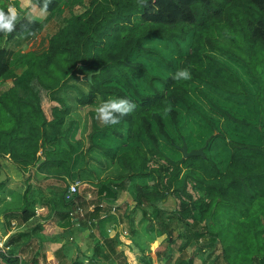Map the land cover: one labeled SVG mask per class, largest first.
Returning <instances> with one entry per match:
<instances>
[{"label":"trees","instance_id":"1","mask_svg":"<svg viewBox=\"0 0 264 264\" xmlns=\"http://www.w3.org/2000/svg\"><path fill=\"white\" fill-rule=\"evenodd\" d=\"M29 2L26 10H16L14 30L7 35L0 32V85L4 86L0 93V161L11 162L25 174L50 166L72 172L79 162L70 141L75 127L74 121L69 122L73 111L100 106L113 98H127L137 105L115 126L99 127L97 114H92L90 151L98 135L111 140L113 147L130 145L118 157L112 146L100 148L128 171L94 185L100 204L90 208L79 192L69 198L70 186L64 178H48L66 184L53 208L59 230L72 236L76 230L89 228L104 236L112 249L117 243L128 245L131 251L133 246L141 248V255H133L134 262L128 264H195L185 251L193 242L198 247L202 243L203 250L210 249L214 256L211 264H264V0H147L143 7L138 0H80L77 3L84 10L73 13L49 36L47 52L26 55L22 63L13 66L10 43L26 44L44 27L38 20H28L25 13L41 9L53 15L61 3L50 0L45 9V0ZM8 8L0 7L6 14ZM216 54L243 63L252 82L259 84L255 95ZM154 57L167 72L147 61ZM181 69H188L193 81L246 101L237 104L240 111L234 108L235 113H241L238 118L219 109L229 124H235L229 127L230 133L241 132L250 138L229 142L231 156L225 169L206 153L219 131L217 126L192 103L189 79H173ZM92 73V82L81 80ZM20 89L28 90L29 96H22ZM185 114L203 119V130L211 132L205 157L175 159L182 152L169 124L181 134V140L190 139L182 131ZM253 131L256 139H252ZM161 138L172 148L170 152L163 148ZM83 159L84 166L74 170L76 179L88 167L89 156ZM5 183L0 182V191ZM127 184L135 185V201L143 212L147 235L155 232L154 218L164 224L163 229H157L159 250L154 256L145 255L142 246L132 241L137 229L129 213L118 214L119 225L114 224L115 210L109 203L117 201ZM31 190L25 194L19 221L37 232L42 223ZM169 198L175 203L170 211L164 208V200ZM165 214L179 226L177 236ZM9 216L20 218L18 212ZM120 224L123 227L117 232ZM188 226L194 232L181 230ZM111 228L116 239L108 237ZM40 242L24 232L14 235L7 242L10 249H0V264H40ZM72 247L74 244L68 243L57 250L60 264H81ZM175 251L180 253L178 263L172 262ZM88 264L98 263L90 259Z\"/></svg>","mask_w":264,"mask_h":264},{"label":"rangeland","instance_id":"2","mask_svg":"<svg viewBox=\"0 0 264 264\" xmlns=\"http://www.w3.org/2000/svg\"><path fill=\"white\" fill-rule=\"evenodd\" d=\"M25 1L26 3L30 4L28 0ZM5 2L6 1L4 0H0V7L3 6ZM60 2V6L54 11L53 15H48V13H46L44 10H42L41 12V9H35L36 11L34 12L29 11L25 13V16L28 20H38L43 23L44 26V35L42 37L40 46H38L34 51L40 52L43 49H47L46 38L55 33L58 28L64 23L65 19L70 18L73 13H80L84 10V7H81L79 3H77L80 2V0H60ZM32 41L20 45L16 44L15 42L10 43V48L11 50H13L11 56L13 66L22 63L21 60L26 55H34L30 52L33 51L30 45L33 44ZM34 47H36V44H34ZM216 55L218 56L219 61L225 66L227 70L234 72L239 77V82L243 86H245V88H249L252 93L256 91L255 86L259 84L257 83L255 85L252 82V79L248 75V71L243 63L228 56H220L218 54ZM147 61L150 64L158 67L163 72L168 71V68L162 66L160 61L155 57L154 59L149 58L147 59ZM189 81L191 85L189 97L192 103L205 118L214 122L219 130L218 132L214 133L216 138L212 142L210 141L211 144L209 142L210 148L206 153L212 160H214L218 164L221 169H225V166L229 162L231 156V151L229 150V142L235 141L238 138V140L248 141L250 138L248 135H241V132L239 134L230 133L229 127H235V124H229L226 117L223 116L219 109L228 110L238 118L240 117V112L235 113L234 108L236 107V109L240 111V106L237 104H244L246 101L243 97L231 95L229 96L225 90H215L208 85L193 81L191 78L189 79ZM80 86L83 90H88L84 84H80ZM2 87L4 88V86L0 85V93L2 91ZM199 90H201L202 93H200ZM20 94L25 97L29 96L28 90L20 89ZM255 94L256 92L254 93V95ZM253 103H255L257 106V102L253 101ZM98 107L99 106H82V108L77 107L69 118V122L74 121L75 124L72 134L70 135V141L77 149L75 158L79 160L76 167L72 169V172H70V170L67 168H56L50 166L44 171L34 170L32 171V173L25 174L24 172L17 170V168L11 162L5 159H2L0 161V182L6 181L5 189L0 191V216H4L5 218L6 213L14 211L16 212V214L14 215H17V212L19 214L20 218L18 220H22L20 215L21 213H19V211L22 210V208L25 206V194L28 191V188L31 187V199L35 201L34 205L36 206V215L40 222H45L44 224H42V227L45 230H49L52 232L54 231V227L52 224H55L56 221V219H53L56 214V211L53 208L54 205L59 203L58 199L60 192L66 190V184L63 182L52 183L50 181H46L48 178H64L69 186L78 182L79 193L84 197L86 202L89 203L90 208H93L95 205L101 203V201L97 197V190L94 187L95 184L111 178L116 179L120 176L128 174V171L123 167L122 163L118 159L112 161L108 156L105 155V153L100 150L101 147L109 148L107 147L108 145L113 147V144H111V140L105 139L98 135L97 139L95 138V147L91 151L89 150L91 146L90 136L93 131L92 114H97L96 109ZM246 110L249 111L250 109L247 108ZM249 118L251 117L247 116V119ZM97 123L99 127H103V124L98 120ZM205 126V122L200 117L195 116L194 114H185L182 124V131L185 135H189L190 139L185 140L188 145L189 151L198 150L206 146L207 141L210 139H207V137L211 134V132H205L203 130ZM169 127L171 136L175 139L177 146L181 148L183 146L184 139L181 140V134L178 133L173 126H170L169 124ZM256 138V131H253L252 139ZM161 139L165 151L167 150V152H170L172 148H170L168 142L164 138ZM104 140H107V144L104 143V145H101L97 143H101ZM209 144L206 146V149L208 148ZM144 145L147 146L148 144L144 142ZM129 147L130 145L127 146L126 143H123L121 146L113 147V149L116 151V156L118 157ZM85 156H89L90 158L88 161V167L81 170V179H76L74 170L81 169L84 166L83 158ZM182 156L183 155L181 153H177L175 159L179 160L182 158ZM136 196L137 191L135 185L127 184L122 186V190L119 193L117 201L109 203L114 206L113 211H115L113 215H115L114 222L116 224L119 223L118 214L129 213L131 217L134 218V225L136 224L139 227L141 226L144 215L141 211V207L139 208L137 206V203L135 201ZM164 208L169 211L174 209L175 203L173 199H165ZM148 211L149 213H152V216L154 215L151 209L148 208ZM165 216L168 224L171 226L170 230L174 232L175 236H177V233H179V226L174 223V220L171 219L169 215L165 214ZM151 218L153 219V217ZM1 220L2 219H0V236L3 241L2 244H5V241L7 242L9 240L10 236L7 237V233L9 230H12V232L25 231L29 227L24 221H21L20 223L18 222L15 225H11L9 221H4L6 224L8 223V227L2 228V225L4 223L1 222ZM38 222L39 221L36 220V223ZM152 224L154 225L155 229L164 228V224L160 220V218H154L152 220ZM181 230L183 232H186V230L194 232V229L191 226L184 228L182 227ZM90 231L91 230L89 228H85L84 233L88 234L90 233ZM190 232L189 235L192 236V233ZM110 234H113V231ZM153 248V250H155V246H153ZM202 248V243L198 247V245L193 242L192 245L185 250L187 253V257H192L195 264H211L214 256L210 254V249L203 250ZM138 249L141 250V248ZM180 260V253L178 251H175L172 262L178 263L180 262ZM160 264L166 263L164 262Z\"/></svg>","mask_w":264,"mask_h":264},{"label":"crops","instance_id":"3","mask_svg":"<svg viewBox=\"0 0 264 264\" xmlns=\"http://www.w3.org/2000/svg\"><path fill=\"white\" fill-rule=\"evenodd\" d=\"M6 1L3 6H12L15 10H19L22 8L23 10H26L28 8L29 3H26L25 0H4ZM29 1V0H28ZM19 2V4H18ZM25 8V9H24ZM29 12V11H27ZM26 12V13H27ZM34 12V11H32ZM43 31L41 33H37L36 36L31 40L33 44L31 45V49L34 51L38 46H40L42 37H43ZM47 40V49H43L40 52L36 51H30L34 55H41L49 50V37L46 38ZM34 44H36V47H34ZM81 179V178H80ZM46 181H49L46 180ZM15 214L14 211L6 213L5 218L4 216H0L1 222L4 224L2 225V228L8 227V223L6 224V221H9L11 225H15L16 223H20L19 220L14 219L12 216L9 215ZM4 218V219H3ZM5 221V222H4ZM44 224L45 222H41ZM54 227V231L45 230L43 227L38 230L37 232H33L29 230L30 228H27L25 231H18V232H12V230L8 231L7 237L12 238L14 235L19 233H27L31 235V238L34 240L41 239L42 242L38 244V248L40 251V257H39V263L40 264H60L59 260L56 258V252L58 249H60L63 245L68 243H73L74 247H72V254L74 258L78 260L81 264H88L90 259H94L95 262L98 264H128L130 262H134L131 259H134L135 257L133 255H141V250L138 249L136 246H133V249L131 251L130 247L126 244H116L113 249L110 247V245L106 242L105 237L101 236L98 232L90 231V233L85 234L84 230L76 231L72 236L71 235H65L62 233L61 230L58 228V224L55 222V224H52ZM115 225H117L115 223ZM119 225V224H118ZM121 225V224H120ZM123 225L119 226L118 231H120V228H122ZM137 229L136 237L132 239V241L138 243L142 246L144 249L145 255L147 256H154L156 251L159 250L158 246V233L157 229H155V232H151L149 235H147L145 231V223L143 222L141 226L135 225ZM109 239H116L117 234H108ZM128 237V236H125ZM123 238L124 240L126 238ZM152 237H154V240H152ZM126 241H128L126 239ZM2 239L0 236V244H2ZM8 242V241H7ZM7 242L5 241L4 248L10 249L7 247ZM153 246H155V250H153ZM2 251H5L4 249L0 248ZM31 249H29L30 251ZM129 256V258H128ZM164 263L163 261L158 262L157 264Z\"/></svg>","mask_w":264,"mask_h":264},{"label":"clouds","instance_id":"4","mask_svg":"<svg viewBox=\"0 0 264 264\" xmlns=\"http://www.w3.org/2000/svg\"><path fill=\"white\" fill-rule=\"evenodd\" d=\"M50 0H45L44 8L46 9ZM147 0H138L139 6H146ZM155 3V0H153ZM17 12L10 5L8 13L6 14L0 9V32L5 35L10 34L17 22ZM191 78L190 71L188 69H181L173 76L175 80H188ZM137 105L127 98H113L100 104L96 109V119L105 126H115L120 123V119L124 116L130 115Z\"/></svg>","mask_w":264,"mask_h":264},{"label":"water","instance_id":"5","mask_svg":"<svg viewBox=\"0 0 264 264\" xmlns=\"http://www.w3.org/2000/svg\"><path fill=\"white\" fill-rule=\"evenodd\" d=\"M98 73H100V70L98 71ZM95 75V73H92V74H89L88 76H82V81H88V82H92V79H93V76ZM211 139H209L207 141V144L206 146L209 144ZM205 147L201 148V149H198V150H192V151H189L188 149V145L184 139L183 141V146L180 148L184 158H189V157H205Z\"/></svg>","mask_w":264,"mask_h":264},{"label":"built area","instance_id":"6","mask_svg":"<svg viewBox=\"0 0 264 264\" xmlns=\"http://www.w3.org/2000/svg\"><path fill=\"white\" fill-rule=\"evenodd\" d=\"M78 186H79L78 182L73 184V185H70L69 190H68V194H67V196L69 198L74 197L79 192L78 191ZM112 229L113 228H111L109 231L112 232L113 231ZM120 230H121V228H120ZM125 234H126V232H125ZM0 248L4 249L5 251L9 250V249H5L3 244H0Z\"/></svg>","mask_w":264,"mask_h":264}]
</instances>
